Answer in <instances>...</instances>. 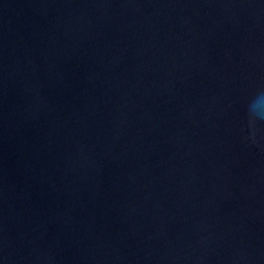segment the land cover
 I'll list each match as a JSON object with an SVG mask.
<instances>
[{"label": "water", "instance_id": "95a60500", "mask_svg": "<svg viewBox=\"0 0 264 264\" xmlns=\"http://www.w3.org/2000/svg\"><path fill=\"white\" fill-rule=\"evenodd\" d=\"M0 264H264V0H0Z\"/></svg>", "mask_w": 264, "mask_h": 264}]
</instances>
